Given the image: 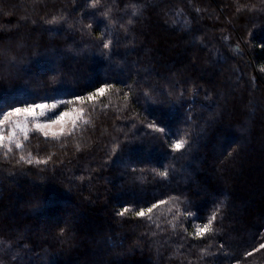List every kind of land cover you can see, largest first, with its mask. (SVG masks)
Returning <instances> with one entry per match:
<instances>
[{"label":"trees","instance_id":"obj_1","mask_svg":"<svg viewBox=\"0 0 264 264\" xmlns=\"http://www.w3.org/2000/svg\"><path fill=\"white\" fill-rule=\"evenodd\" d=\"M89 3L0 0V107L114 85L73 134L0 152V264H264V0ZM159 200L151 221L134 217ZM217 208L214 235L192 239Z\"/></svg>","mask_w":264,"mask_h":264},{"label":"snow or ice","instance_id":"obj_2","mask_svg":"<svg viewBox=\"0 0 264 264\" xmlns=\"http://www.w3.org/2000/svg\"><path fill=\"white\" fill-rule=\"evenodd\" d=\"M101 0H91L87 6L90 9H98L100 6ZM133 11L132 15L136 16L139 14L138 6L133 4L131 5ZM111 9L103 11L101 15L105 20H109V12ZM48 24H58V23H68V18L66 16H53L50 20H47ZM79 23H82L79 21ZM129 25L133 23L131 19L127 22ZM70 28L73 25H69ZM88 29H91L93 25L89 23L86 26ZM123 27V25L121 26ZM106 33H102L98 39L102 41V46L104 49H110L113 40L104 39ZM264 47V45H262ZM261 72H264V67L260 68ZM114 85L104 83L101 86L95 88L93 91L88 92L86 95H75L72 99L68 100H53L52 102L42 101H15L11 104H5L3 107H0V148L6 150V153H11L13 150V145L16 149H22L23 144L22 140H28L29 133L32 131L41 133L44 137H51L53 139H58L62 136L71 135L74 133L77 128L78 122L82 119L84 115L83 105L86 103H94L100 97L105 96L107 92L112 90ZM148 93H145L147 96ZM180 97H183V93L180 94ZM125 100L128 98V93H125ZM20 104L21 106H16ZM71 105H81L80 107H70ZM86 122V121H85ZM147 127L153 132H158L161 135L166 133V128L159 125L156 121L150 122ZM187 145V140L183 137L176 139L171 144V149L173 152H180L185 149ZM20 161H25L28 164L35 162L36 164L44 163L46 164L47 160L35 161L31 158H25V156H20ZM168 170L165 169L162 172H159L158 175L166 178L168 176ZM173 200H179L178 197L171 198ZM166 203L165 201L159 200L147 207H140L138 211L133 213L134 217L140 219L152 220V213L154 209L158 208L161 204ZM132 212V208L129 206H123L121 211L117 212L118 216H125L126 214ZM178 216L174 217L179 218V209H177ZM219 213V208L216 209L209 216L206 222L202 224H195L193 232L188 233L192 239H203L206 235H214V223L217 220ZM196 213L188 211L187 209L183 213L185 219L194 218ZM175 227V225H174ZM184 232H187V229H184ZM261 248H264V244L260 245ZM251 255V253H249Z\"/></svg>","mask_w":264,"mask_h":264},{"label":"rangeland","instance_id":"obj_3","mask_svg":"<svg viewBox=\"0 0 264 264\" xmlns=\"http://www.w3.org/2000/svg\"><path fill=\"white\" fill-rule=\"evenodd\" d=\"M170 48H174V46H170ZM197 55L195 54V52H193L192 53V57L194 58V57H196ZM194 61V60H193ZM197 70H198V74L199 75H208V72L207 71H203V69H201L200 68V66L197 64ZM223 73H224V70L223 71H221V73H219L220 74V76L221 75H223ZM220 76L219 75H217V78H220ZM240 87H241V85H238V89H240ZM263 102H264V100H263ZM256 107H258V109H262V114H263V121H264V109L260 106V104H257L256 105ZM261 143V148H264V142L263 141H261L260 142ZM263 146V147H262ZM13 147H14V145H13ZM260 150V149H259ZM0 152H6V150L5 149H3V148H0ZM261 154H263L264 155V152L263 153H261ZM254 175H255V177H258V178H260L261 177V179H263L264 180V174L263 173H261L260 172V170L259 171H255V173H254ZM43 178V177H42ZM238 178H241V176H238ZM253 191H255V194H253L254 195V197H256V196H258L257 195V193H259L258 191L259 190H253ZM248 199V197H244V202H245V205L246 206H248V205H250V201H248L247 200ZM22 208H19V210H21ZM6 211H7V208H3V209H1L0 210V218L1 217H8L7 215H6ZM68 219L71 217L70 216V214H67V216H66ZM9 218V217H8Z\"/></svg>","mask_w":264,"mask_h":264},{"label":"bare ground","instance_id":"obj_4","mask_svg":"<svg viewBox=\"0 0 264 264\" xmlns=\"http://www.w3.org/2000/svg\"><path fill=\"white\" fill-rule=\"evenodd\" d=\"M264 198V191H262V194L259 196V199Z\"/></svg>","mask_w":264,"mask_h":264}]
</instances>
